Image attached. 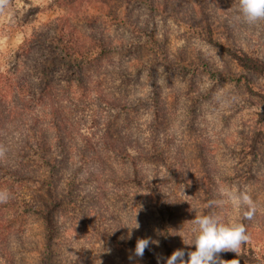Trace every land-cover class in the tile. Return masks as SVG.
I'll return each mask as SVG.
<instances>
[{"label":"rangeland","instance_id":"1","mask_svg":"<svg viewBox=\"0 0 264 264\" xmlns=\"http://www.w3.org/2000/svg\"><path fill=\"white\" fill-rule=\"evenodd\" d=\"M74 7L89 23L76 18ZM237 16L238 0L0 4V93L9 100L18 98L20 78L35 77L34 86L40 79L49 47L37 40L67 34L63 19L74 25L75 38L88 34L117 44L101 65L89 67L93 99L58 93L51 100L57 108L75 102L84 109L70 116L73 138L53 139L64 129H52L54 114L36 88L22 116L8 120L3 112L2 138L31 121L32 133H45L39 142L54 163L19 166L0 158V172L2 165L16 170L0 180L9 194L0 202V264H158V257L165 264L178 248L187 260L195 248L187 243L196 213L240 215L228 204L205 208L224 199L222 187L248 191L258 211L242 221L249 241L220 257L229 264H264V19L247 23ZM11 144L2 142L0 153ZM51 188L52 229L41 197L50 203ZM146 237L159 243L135 257L137 239Z\"/></svg>","mask_w":264,"mask_h":264},{"label":"trees","instance_id":"2","mask_svg":"<svg viewBox=\"0 0 264 264\" xmlns=\"http://www.w3.org/2000/svg\"><path fill=\"white\" fill-rule=\"evenodd\" d=\"M71 11L75 14L77 19L85 20L89 23L90 19L86 16L87 13L81 12V8L74 7L71 8ZM63 24L68 27L67 34L62 32L58 38L50 37L48 35H42L39 39L37 38V41L47 44L49 47V53L44 55V63L38 67V71L41 73V76H39L40 79H37L35 86V77L30 76L26 78L24 76L23 78H20V90L16 100H9L7 98V94L2 92L0 93V123L3 112L7 113L8 120H15L19 115L22 116L29 109L28 104L30 102L31 94L36 91V88L40 92V97L38 98L39 101L41 102L44 100L42 97H47L45 100L46 107H51L50 111L54 114V117H57L56 120L53 117V120L49 121L52 129L57 128V130L60 131L64 129L63 134L54 136L53 139L64 141L74 137L73 134H70L67 131L73 125L70 120V116H73L74 109H78L80 112H83L84 109H80L78 107L79 105L77 106L75 102H73L74 106L72 107L71 105H63L60 102L59 107L57 108L56 106H53L54 103H52L51 100H55L54 97L58 93L61 95L60 98H69L70 100L79 99L80 102H84L85 98L93 99L92 90L95 84L91 85V83L95 82L94 70H90L89 67L96 63L101 65L103 63L102 61L107 58L109 50L112 48L114 49L117 44L113 42V39L103 41L104 44H102L100 39L88 34L75 38L76 36L73 37V34L70 32V30L75 29L74 25L70 23V20L63 19ZM52 46H54L55 49H52ZM97 46L100 50L96 49ZM28 54L29 48H24L23 55L26 62L24 63L23 69L26 68L27 71L29 69L27 59L30 58L28 57ZM74 62H76V65L79 66L78 69L73 67L72 63ZM35 71H37L36 68ZM97 74H99V72H95V76ZM2 81L3 78L0 76V83ZM23 94L25 96H22ZM99 99L104 102L109 101L107 96L104 98L103 96H99ZM15 101L18 105H14ZM24 125L26 127L23 129H20L19 127V132L15 134L10 135L7 131H5L7 135H10L7 139L2 138L0 135V144L6 141L12 143L8 150H3L2 154L0 153V158L2 157L3 160L4 158L12 159L17 162L19 166L25 165L26 163H32L31 165L40 167H45L47 165L49 167L52 166L54 160L50 154L51 151L49 152V150H46V148H44L45 146L39 142V139H44L46 137L44 135L45 133L41 134V132L36 130V128L34 133H32L31 121L27 122L26 119L24 121ZM81 136H84L83 138L88 137L86 134H81ZM35 141L38 145L35 144ZM73 149H75L74 145L70 147L69 152H72ZM9 168L10 167L8 165H2L0 180L4 178L6 173L14 175V171L16 170H11ZM24 175L31 176L29 173ZM51 189L48 190V193L51 195V199H53L50 203H48L45 195L41 196L43 199L42 207L49 211L46 214H43L48 226H50V229H52L53 226V218L50 214L52 210L51 207H53V203H56L54 202V197L52 196L54 190ZM42 207L37 209V211L40 212L41 209H43Z\"/></svg>","mask_w":264,"mask_h":264},{"label":"clouds","instance_id":"3","mask_svg":"<svg viewBox=\"0 0 264 264\" xmlns=\"http://www.w3.org/2000/svg\"><path fill=\"white\" fill-rule=\"evenodd\" d=\"M3 3L4 0H0V4ZM237 18H242L247 23L264 19V0H238ZM220 194L224 199L208 201L205 208L213 209L228 204L240 215L226 219L214 210L195 212L189 229L191 240L187 243L195 245L194 250L187 253L189 258L185 260V251L178 248L166 258L165 264H229V261L223 260L219 253L227 250L237 252L242 243L249 241L247 227L242 221L251 220L256 215L257 203L248 191L235 187H222ZM8 198L7 190H0V202L7 201ZM134 227L138 228L139 224ZM150 243L158 244L159 241L151 237L137 239L134 256L143 257ZM132 259L133 255H130L129 260ZM157 259L159 264V257ZM235 264H239L238 260Z\"/></svg>","mask_w":264,"mask_h":264}]
</instances>
